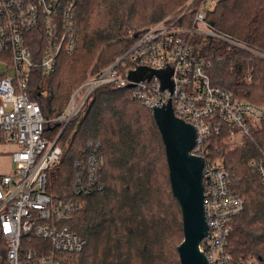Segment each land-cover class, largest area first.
Wrapping results in <instances>:
<instances>
[{
	"label": "built area",
	"instance_id": "2783aa9c",
	"mask_svg": "<svg viewBox=\"0 0 264 264\" xmlns=\"http://www.w3.org/2000/svg\"><path fill=\"white\" fill-rule=\"evenodd\" d=\"M78 4L79 0H0V64L5 66L0 75V134L17 147L13 154L16 172L0 177V264H63L66 257L84 251L88 241L73 233L69 222L84 209L83 198L96 186L103 157L89 143L86 176L79 170L82 162H75L73 197L57 199L47 193L48 173L63 154L58 138L93 91L110 84L128 88L131 83L133 99L144 108L154 111V105H167L171 97L175 116L194 126L191 154L205 159L204 211L209 229L199 249L208 264H261L253 257L236 261L229 250L235 219L244 212L246 200L238 191L241 179L218 162V154L220 143L230 151L256 145L259 157L249 167L264 186V147L255 136L264 124V108L214 85L208 72L210 62L196 53L190 40L194 35L218 39L254 60L264 61V50L216 30L202 8L195 12L192 25H187L189 4L135 36L128 52L90 75L72 93L60 115L45 119L31 97V82L35 72L44 77L54 74L60 58L78 50ZM139 67L171 69L173 91L163 90L158 76L131 81L130 72ZM51 122L62 125L54 140L44 135Z\"/></svg>",
	"mask_w": 264,
	"mask_h": 264
},
{
	"label": "trees",
	"instance_id": "16d2710c",
	"mask_svg": "<svg viewBox=\"0 0 264 264\" xmlns=\"http://www.w3.org/2000/svg\"><path fill=\"white\" fill-rule=\"evenodd\" d=\"M146 1L153 4L151 11L144 6ZM164 1L79 0L81 41L78 50L70 56H62L54 74L44 77L35 72L31 82V97L41 106L44 118L52 119L62 113L73 88L84 83L90 71H101L128 52L135 36L146 29L142 27L163 20L169 14L166 15L169 7ZM210 1L192 0L185 23L192 25L195 12ZM214 3L207 11L208 23L224 35L264 50V0H217ZM190 42L196 53L210 62L208 72L214 85L228 89L235 96L247 99L252 96V100L264 103V61L251 59L242 50L204 35H194ZM260 87L263 94L258 90ZM132 91L112 84L96 88L58 138L63 154L48 173L46 185V192L57 199L73 197L77 160L82 162L79 170L86 176V159L92 150L88 149L89 143L103 157L96 186L83 198L87 207L69 222L71 231L86 239L88 244L79 255L66 257L63 264L161 262L158 231L166 229L167 233L169 226L165 208H161L159 216L146 213V208L154 201L150 170L159 161L148 144L153 145L159 135L164 150L165 145L155 120L152 129L157 139H147L143 124L146 115L138 110H146L152 120L153 113L133 99ZM82 113L83 118L80 117ZM61 128L59 123H47L44 135L54 140ZM255 136L259 146L264 147V126ZM97 142L99 147H96ZM208 148L212 145H207ZM220 148L224 152V147ZM224 153L221 156H225V165L241 179L238 191L246 200L244 212L235 219L229 250L236 261L253 257L264 264V186L249 167V162L259 157L258 147L249 143L239 150ZM99 186H103L102 191L98 190ZM170 194L178 207L176 225L180 237L176 251L179 258L178 247L184 239L183 219L171 183ZM89 247L90 253L83 255ZM178 260L181 264L180 258Z\"/></svg>",
	"mask_w": 264,
	"mask_h": 264
},
{
	"label": "water",
	"instance_id": "95a60500",
	"mask_svg": "<svg viewBox=\"0 0 264 264\" xmlns=\"http://www.w3.org/2000/svg\"><path fill=\"white\" fill-rule=\"evenodd\" d=\"M171 75V69L157 71L139 67L130 72L129 79L139 82L158 76L162 80V89L169 88L172 92ZM132 87L134 83L128 86ZM153 108V117L165 145L172 193L182 212L184 239L178 247L180 262L208 264L205 254L199 249L209 229L204 211L205 159L191 154L196 138L194 126L175 116L171 97L167 105L163 103L162 107L154 105Z\"/></svg>",
	"mask_w": 264,
	"mask_h": 264
},
{
	"label": "rangeland",
	"instance_id": "374dc122",
	"mask_svg": "<svg viewBox=\"0 0 264 264\" xmlns=\"http://www.w3.org/2000/svg\"><path fill=\"white\" fill-rule=\"evenodd\" d=\"M155 2H157V0H155ZM160 4H163V2H158ZM164 3L166 4V6H168L169 8H167V13L166 15H171L176 13L178 10H180L181 8H186L188 7V5L192 4V0H165ZM214 2H207L202 9H204L205 11H209L213 8L214 6ZM144 6H146L148 9H150V11L152 10V6L153 4L151 2H145ZM200 6V3L197 5V7ZM151 12H149L147 14V16L150 15ZM167 15V16H168ZM153 24H147L145 27L142 28H148L150 26H152ZM141 28V29H142ZM130 35L133 34L132 32H130ZM129 35V36H130ZM257 61H262V60H257ZM5 71V66L3 64H0V75L3 74ZM67 71H64V74H67ZM95 72L90 71V73H88V78L90 75L94 74ZM13 74V73H11ZM79 76V75H78ZM79 85V84H78ZM77 86H75L72 90V93L77 89ZM253 89V88H252ZM256 89V88H255ZM258 90L262 91V88H258ZM71 93V95H72ZM253 93V91H252ZM263 94V91H262ZM237 96V95H236ZM71 97V96H70ZM238 98L242 96H237ZM243 99H247L245 97H242ZM247 100H252V96L250 98H248ZM246 100V101H247ZM91 101V100H90ZM252 102H254L255 104L262 106L264 108V103L262 101H254L252 100ZM68 104V103H67ZM138 112H141L142 115H146L145 119H144V127H145V133L147 136L148 140L153 139L154 137L157 139V135L153 136V123H154V119L152 120L150 115L147 113L146 110L143 109H139ZM84 113L81 114V118H83ZM263 126L264 124L260 127V129L258 130L261 131L263 130ZM160 140V142H159ZM220 146H223L224 148V152H222L223 150L221 149L218 159L219 163H225V156H221L222 153L227 154L228 152H232L230 151V148L228 147V145H225L224 143H221ZM148 147L150 149V151L153 149L154 150V156H156V158L158 157L159 161L158 164L156 165V167H154L153 169L150 170V174H151V179H152V188H153V203L150 204L147 208H146V213L148 215H152V216H159L161 213V208H165V217L168 220V230L166 233V229H160L158 232H160V249L162 250V255L161 256V262L160 264H179V258H178V254L176 251V245L177 242H179V232L177 233V225L176 222L178 221V212H177V205L174 204L172 202V198H171V194L170 193V183H169V176H168V166H167V162H166V154H165V150H164V146L163 143L160 139V136L158 135V139L153 143V145L148 144ZM17 147L13 144H9L6 141L3 140L2 135L0 134V177L2 176H10L13 175L16 172V164L14 159H13V154L16 151ZM236 151V150H235ZM114 174L117 175L116 172H114ZM156 198L159 199V201H156ZM172 199V200H171ZM85 201V200H84ZM84 208L87 207V202H84ZM151 221H155L153 218L149 217ZM90 253V247L88 249H86V251L83 253V255H86ZM134 264H138V262L136 261Z\"/></svg>",
	"mask_w": 264,
	"mask_h": 264
}]
</instances>
